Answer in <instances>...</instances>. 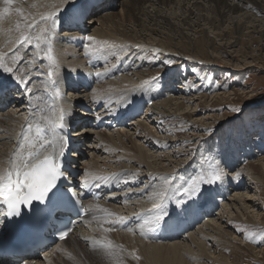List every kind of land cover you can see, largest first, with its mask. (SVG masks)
I'll return each mask as SVG.
<instances>
[{
    "label": "bare ground",
    "instance_id": "bare-ground-1",
    "mask_svg": "<svg viewBox=\"0 0 264 264\" xmlns=\"http://www.w3.org/2000/svg\"><path fill=\"white\" fill-rule=\"evenodd\" d=\"M15 1L20 4L14 5L13 1L10 12L0 19V52L8 54L4 58L5 64H13L12 72H5L0 68V169L8 167L7 161L17 145L18 133L22 125L32 121L31 114L33 117L48 115L54 118L51 111L42 114L44 107L38 95L42 83L29 84L33 104L30 110L15 86H23L19 82L21 77L27 82L34 81L38 75L47 77L48 61L43 55L46 45L42 44L41 49L37 50L33 45L21 46L14 43L21 33L35 36L41 27H50V21L47 24L41 22L40 15L57 13L58 23L51 33V42L59 71L53 79L66 84L67 92L63 97L66 106L78 97L77 103L85 102L94 107L102 105L101 109L110 102L119 104L125 99L133 101L144 94L148 95L151 89L155 91L156 87L166 85L171 80L168 78L172 74L170 71L161 74L151 71L157 60L165 62V58L174 56L175 65L186 62L197 66L208 64L212 61H202L201 57L206 56L210 60L209 52L217 54L221 48L232 50L238 43L248 45L253 41L250 35L256 36L261 47H264V0H103L97 4L92 3V0ZM85 3L92 6L89 9L83 6L91 15L86 24L74 14V9ZM4 7L3 0H0V13ZM118 7L120 12L117 14L115 8ZM17 8L21 9L20 13L16 12ZM102 8L104 10L97 14V10ZM21 16L26 17L25 20L29 21L27 24L36 21L35 30L30 31L27 24L19 23ZM17 24L20 25L19 31L16 30ZM64 26L74 29H64L57 33ZM88 36L95 37L97 43L106 41L111 47L105 55L92 53L86 46L96 44L88 41ZM177 46L189 52L196 48L200 55H184L175 49ZM17 50L20 58L17 63H13V55ZM37 51L39 56L35 55ZM113 52L121 59H116ZM234 52L238 51L233 50L232 53ZM90 59H95L102 68L97 71L101 73L97 76L98 81L92 83L91 87L94 89L88 92L84 84L86 80H90L91 70L86 66ZM118 68L121 69L120 74L116 73ZM42 71H45V75L41 74ZM193 75L190 74L189 77L195 79ZM77 76L84 79L79 82ZM153 79L161 82V79H165L164 84H151ZM175 80L171 81L173 89L177 86L173 84ZM77 82L81 85L78 89L75 86ZM181 87L178 92H170L151 104L142 115H138L120 130L97 131L89 126L92 119L89 114L69 111L73 121L81 126L72 134L81 153L77 162L78 169L81 170L79 179L90 183L93 175L118 174L115 182L121 189L106 194L101 200L85 201L86 210H92L86 211L77 227L58 246L44 252L42 256L26 260V264H32L33 261L35 264H64L68 258L76 259L77 246L68 250L66 243L69 240L71 244L82 243L89 251L96 250L93 241L111 240L113 245L123 246L125 255L131 256L130 253L135 251L140 259H134L135 262L132 260L133 264H205L219 260L212 251L214 249H210L213 245L243 242L234 229H231L233 222L244 227L243 231L255 232L251 228L260 226L264 220V150H255L252 141L257 139L264 144V126L256 139L248 136V140L240 141L244 145L238 143L234 133L228 143H224L220 126L207 121L215 120L216 115L206 112L203 105L208 97L215 101L224 100L231 93H217L218 90L215 91L214 88L207 93L205 91L209 88H203L197 94L190 90L189 96L181 92L183 85ZM59 103V99H55L48 106H55L57 110ZM178 118L189 120L191 126L186 128L192 129L189 137L182 135L177 138V129L174 131L175 138L156 127L161 121H175ZM207 131L210 133L207 134ZM213 134H219V138L217 143L211 145ZM189 141L193 145H182ZM175 144L180 147L168 151ZM246 144L250 146H245ZM245 155L248 157L244 158ZM251 159L253 161L248 162ZM239 160L247 162L240 167L244 170H232L233 164ZM217 163L222 169V179L218 180L217 187H205L198 192L193 191L191 195L183 194L182 186H186L187 181L198 178L202 172L211 171L210 166ZM180 170L181 173L176 174L163 202L168 213L166 219L176 206L190 202L192 203L187 207L189 212H192L193 205L203 207L205 203L218 212H205L196 222L197 226L183 233L181 238L180 235L163 241H150L141 237L139 225L150 217L152 213L148 210L153 208V204L159 202L154 196L162 183L161 177L174 176ZM253 185L262 192L259 194V191H255ZM256 201H260L262 206L258 207ZM96 205L126 219L115 222L116 217H105L103 212L95 208ZM204 219L203 224H198ZM105 220L114 222L104 223ZM128 224V228L136 230L135 234L127 231V228H119L120 225ZM107 227L115 230L105 232L104 228ZM259 230L261 228L258 227L257 231ZM148 237H151V232ZM263 253L260 248L256 251L260 259L264 258ZM66 256L68 257L65 259ZM100 263L107 264L104 260Z\"/></svg>",
    "mask_w": 264,
    "mask_h": 264
},
{
    "label": "rangeland",
    "instance_id": "rangeland-1",
    "mask_svg": "<svg viewBox=\"0 0 264 264\" xmlns=\"http://www.w3.org/2000/svg\"><path fill=\"white\" fill-rule=\"evenodd\" d=\"M13 1H14V5L20 4V2L18 1L15 0ZM103 10H104L103 8L97 10L96 13L99 14ZM119 12H120V8L119 7L117 9L115 8V13L118 14ZM5 16L6 14H4V18ZM90 16L91 15L89 14L87 15L84 21L85 24L88 23L87 20L88 18H90ZM25 19H26L25 16L19 17V23L20 22L25 24L29 23V21ZM64 29L65 28L63 27L62 30ZM210 36L212 35L210 34ZM250 36L253 41L248 45L238 43L237 46L232 50L231 49L229 50V48L226 49L221 48L217 54L216 53L211 54L209 52L211 57L210 60L206 59V56L201 57L203 58L202 61H206V62L212 61L213 63L211 62L208 64H199L197 66L192 64L190 65L186 62V63H182L181 65L180 64L175 65L176 62L175 57L172 56L165 58L164 59L165 62H160L159 60H157V62L153 64V66L151 67V71L154 72V74H161L162 72L164 73V71H170L172 73L168 78H171V80H169L170 83L171 81H174L176 79L175 83H173L174 86L177 85L176 87H174V89L176 90L174 92H178L179 87L182 88L181 86L183 85V90H181V92L186 93L189 96H190V90L193 91L192 93L197 94L200 90H203V88H209L205 91L207 93L211 92L210 91L211 88H214L215 91L218 90L217 93L223 91L226 93L228 92L229 94L231 93L229 98L224 100L215 101V99L211 100V98L208 97L203 105L204 106L203 108L204 109L206 108V112L209 111V113H211L212 115H216L215 120H207V121L208 122L212 121L213 125L220 126V130L223 132L222 135H224V143H228V140L231 134L233 133H234L233 135L236 136L239 144L240 143L243 144V142L240 141L242 140L245 141L248 138V136H251L253 137V139H256L258 136H260V133L262 132L261 128L264 126V47H261V43L256 39V36L253 35ZM180 48H181L180 46L175 47V49H178L179 51L183 52L184 55L190 57L191 56L196 57V55L199 54L196 51V48L191 52L183 51V49ZM233 50H237L238 52L232 53ZM229 54L231 55L230 57ZM162 58L163 56L161 57V59ZM11 65L13 64L11 63ZM11 65H9V67H11ZM144 68L145 66L142 67V70H144ZM190 74L192 75L194 74L193 76L195 79L189 77ZM172 78L174 79L172 80ZM161 80L162 82L153 79L151 81V84L155 82H160L164 84L165 79H161ZM151 94H154L153 89H151ZM160 99L154 100L152 104H154V102L159 101ZM150 106L151 105H149L148 108L146 109H149ZM234 109H238V111H235ZM220 120H222V122H220ZM188 126H191V124L189 120L185 118L182 120L178 118V120L176 119L175 121L173 120L161 121L156 125V127L162 130L164 133L167 131L166 133L172 136L176 134L174 131L178 129L176 131L179 134L176 136L177 138H181L182 135H184L185 137L190 136L192 129L187 130L186 128ZM209 133L210 131H207V134ZM218 135L219 134H213V136H211L210 139L211 145L217 143L219 138ZM188 144L193 145L191 141H189V143L182 145L186 146ZM252 144L253 147H255V150L261 148L264 150V144L262 145L260 141H258L257 139L255 141H252ZM245 146H250V145L246 144ZM178 147H180L179 144H175L174 146L169 147L168 151H172V149L174 148L177 149ZM246 157H248V155L244 156V158ZM253 159L248 160V162L250 161L252 162ZM246 163L247 162L245 160H239L235 164H233L234 168H232V170L236 168L241 169L240 167L245 166ZM177 173L180 174L181 170L174 174L175 177ZM197 184L198 182L195 185V189H196L195 192H198L204 189L205 187L207 188L211 186L217 187L218 181L212 184L199 182L198 184L199 186ZM253 187L255 188V185H253ZM257 189L258 188H255V191H259L260 194L262 190L260 189L257 190ZM256 204L258 207L262 206V204H260V201H256ZM215 212H218L217 209L215 210ZM263 215H264V208H262V216ZM204 221L205 219L202 221V223L200 222L198 224L201 225L203 224ZM235 224L236 223L234 222L231 224L232 225L231 229L232 228L234 229L233 231L237 233L236 234L237 236L243 239V242L241 243L231 242V243L222 244V246L221 245L219 246V244L213 245L212 246L213 248L210 249L211 250L214 249L212 251L215 252L216 256L219 257V260L211 261V262L204 261L205 264H212V262L213 264H264V258L260 259L259 256L256 255V251L258 252L259 248L261 249V252H264V240H261L258 235L261 231H264V220L262 221V224L258 226L259 228H261V230L257 231L258 227L251 228V230L255 232H250L247 230L243 231L244 227H239L237 224L236 225ZM250 234H256L254 239L258 242H254L253 240H249L245 238L246 235H250ZM182 236L183 235H181L180 238ZM242 243L245 244L242 245ZM75 246H77L78 249L77 258L76 259L74 258L73 260L68 258L67 260L64 261V264H79V263L101 264L100 261L102 260H104L105 263L107 264H111V263L117 264V262L112 257H109L104 250L98 247H96V250L93 249V251L91 250L89 251L82 243L71 244L70 240L66 243V247L68 250L70 248L73 250ZM254 248L256 249L254 250ZM125 252L126 251L120 252L119 264H125V263L133 264L136 260L134 261V259H131L130 257L132 256H129V254L125 255L126 254ZM67 257L68 256H66L65 259Z\"/></svg>",
    "mask_w": 264,
    "mask_h": 264
},
{
    "label": "snow or ice",
    "instance_id": "snow-or-ice-1",
    "mask_svg": "<svg viewBox=\"0 0 264 264\" xmlns=\"http://www.w3.org/2000/svg\"><path fill=\"white\" fill-rule=\"evenodd\" d=\"M3 3L5 7L2 13H0V19H3L4 14L10 12L13 0H3ZM16 12L20 13L21 9L17 8ZM56 17L57 13L41 15L40 21L45 24L50 21V27H41L39 33L35 36L21 33L14 43L21 46L24 44L33 45L37 50L41 49L42 44L46 45V51H44L43 55L48 61L47 77L49 78L51 86L55 88V96L59 97L61 90L57 86L56 80L53 79L58 74L59 65L57 58L53 54V45L51 42V33L55 30L58 23ZM36 26V21L26 25L30 31L35 30ZM16 30H20L19 24L16 25ZM87 40L96 44V46H93V44L86 46L92 53L105 55L107 49L111 47L106 41L97 43L96 38L93 36H88ZM9 43H13V41H9ZM7 55V53L0 52V68L5 72H12L13 69L4 62V58ZM35 55L39 56V51ZM112 55L116 59H121L115 52ZM19 58V52L17 50L13 55V63H17ZM32 62L35 63L34 60ZM96 75L100 76L101 73L97 72ZM19 82L27 85V80L22 77L19 79ZM145 83L148 82L146 81ZM25 91L31 94L32 88L26 87ZM234 110L238 111V109ZM50 111L53 115H56L57 110L55 106H52ZM64 120L65 112L63 108H60L55 120L48 115H40L38 120L27 121L22 126V134L7 161L8 167L0 169V204L6 206L7 216L20 215L21 205H31L34 201L44 203L49 198L50 193L55 194L54 189L57 188V182L63 175L60 158L64 155V150L67 146V140L63 136L57 138V129L65 127ZM49 136L52 138L50 139ZM210 167L212 169L211 171L202 172L198 178L187 181L186 186H182L183 194L191 195L196 190L195 185L198 181L212 184L221 180L222 169L219 164H213ZM115 179H118V174L111 176H92L94 183L103 182L104 184H108ZM174 179H176L175 176L161 177L162 183L159 186V191H156L154 196V199L159 202L153 204V208L148 210L152 214L139 225V235L141 237L147 239L149 232H154L161 223L166 222L168 213L164 209L163 202L168 196L169 186ZM145 187L147 188L148 186L146 185ZM177 190L179 191L180 189ZM95 208L103 212L105 217H116L115 222H123L126 219L123 216H116L115 213H111L107 209H101L99 205H96ZM91 210L88 209L86 211ZM113 222L111 220L104 221V223L109 224ZM113 230L115 229L112 227L104 228L105 232H111ZM127 231L135 234L136 230L134 228H127ZM67 235V232H63L60 238L64 239ZM255 235H246L245 238L258 242L254 239ZM258 235L261 240H264V231H261ZM93 246L104 250L109 257H112L119 264L120 252L124 250L122 245H113L111 240H95L93 241ZM130 255L133 259H140L135 254V251L131 252Z\"/></svg>",
    "mask_w": 264,
    "mask_h": 264
}]
</instances>
